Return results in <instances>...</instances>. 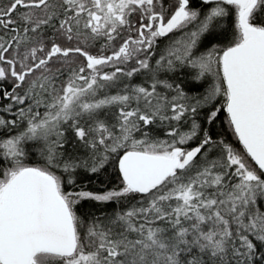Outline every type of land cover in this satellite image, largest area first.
<instances>
[{
  "label": "snow or ice",
  "instance_id": "1",
  "mask_svg": "<svg viewBox=\"0 0 264 264\" xmlns=\"http://www.w3.org/2000/svg\"><path fill=\"white\" fill-rule=\"evenodd\" d=\"M0 264H264V0H0Z\"/></svg>",
  "mask_w": 264,
  "mask_h": 264
},
{
  "label": "trees",
  "instance_id": "2",
  "mask_svg": "<svg viewBox=\"0 0 264 264\" xmlns=\"http://www.w3.org/2000/svg\"><path fill=\"white\" fill-rule=\"evenodd\" d=\"M222 118V117H221Z\"/></svg>",
  "mask_w": 264,
  "mask_h": 264
}]
</instances>
